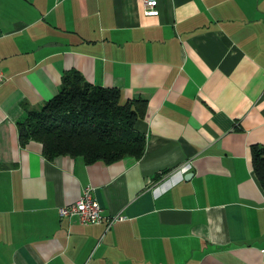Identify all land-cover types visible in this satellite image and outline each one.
I'll list each match as a JSON object with an SVG mask.
<instances>
[{"label": "crops", "instance_id": "crops-1", "mask_svg": "<svg viewBox=\"0 0 264 264\" xmlns=\"http://www.w3.org/2000/svg\"><path fill=\"white\" fill-rule=\"evenodd\" d=\"M156 1L0 0V264H264V0ZM72 70L143 100L139 157L19 143ZM85 186L121 217L59 216Z\"/></svg>", "mask_w": 264, "mask_h": 264}, {"label": "trees", "instance_id": "trees-1", "mask_svg": "<svg viewBox=\"0 0 264 264\" xmlns=\"http://www.w3.org/2000/svg\"><path fill=\"white\" fill-rule=\"evenodd\" d=\"M118 98L116 87L91 84L73 70L64 73L57 93L17 121L18 141H39L46 159L58 154L80 155L85 162L139 157L144 134L133 123L143 100L120 103ZM250 161L264 192V141L250 145Z\"/></svg>", "mask_w": 264, "mask_h": 264}, {"label": "built area", "instance_id": "built-area-1", "mask_svg": "<svg viewBox=\"0 0 264 264\" xmlns=\"http://www.w3.org/2000/svg\"><path fill=\"white\" fill-rule=\"evenodd\" d=\"M141 5L143 14L148 15L157 13L156 0H141ZM3 79L4 77L0 71V82H2ZM58 214L59 216L74 218L83 224L104 220L106 226H109L112 220L121 217L120 214H111L108 217H104L101 214V207L91 195V188L89 186L82 188L80 195L74 201L58 206ZM260 251L264 255V247H262Z\"/></svg>", "mask_w": 264, "mask_h": 264}]
</instances>
